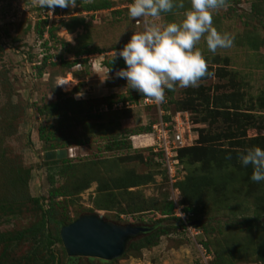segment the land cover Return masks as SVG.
I'll list each match as a JSON object with an SVG mask.
<instances>
[{
    "label": "rangeland",
    "instance_id": "rangeland-1",
    "mask_svg": "<svg viewBox=\"0 0 264 264\" xmlns=\"http://www.w3.org/2000/svg\"><path fill=\"white\" fill-rule=\"evenodd\" d=\"M26 2L0 0V128H3L0 130V154L3 152L0 162L5 164L0 166V185L5 186V182L12 180L16 169L21 172L29 170V196L47 195L46 176L50 169L47 162L53 160L45 159L47 145L38 139V129L50 125L54 127L58 140L68 142L69 150L73 151L54 160L68 159L76 165L70 174L57 177L55 187L66 183L73 185L76 177L81 175L97 177L90 182L88 189L67 203L64 211L57 212L59 215L64 212L62 216L70 219L76 220L96 211V190L104 182L107 191L114 194L117 201H122V207L118 216L115 212L95 213L120 225L129 223L149 229L153 224L151 221L160 216L145 209L165 202L181 205L183 194L179 185L192 174L213 179L210 187L201 191L198 203L203 210L198 217L203 220L202 224L210 221L206 228L212 232L205 233L200 228L199 234L194 236L198 244H208L209 252H200L198 244L186 230L184 234L177 232L162 237L156 247L110 262L85 257L70 259L62 252V244L55 243L52 249L61 264H214L216 251L232 252L248 247L260 250L264 243V224L260 225L258 221L248 231L235 220L254 218L264 211V181L258 188L243 186L251 179H242L245 171L239 160L240 153L246 148L260 147L258 140L264 137V0H229L227 8L214 13V26L218 31L235 37L231 48L218 49L213 54L203 38L197 45L215 73L214 77L203 78L198 87L205 88L210 96V109L221 114L205 123L197 121L201 114L192 112L184 101L190 96L187 93L198 87L177 86L173 91L171 102L166 106L168 118L173 121V134L179 135L181 144H178L179 139L167 135L174 142L179 160L177 173L172 177L162 162V139H158L160 128L154 134L139 131L158 123L156 110L138 105L118 112L106 110L107 105L120 95L126 97L138 93L127 87L126 79L117 77L119 70L110 71L104 66V61L115 55V52L107 53L130 41L134 32L143 30V21L137 26V21L128 16L127 5L131 1L81 0L74 9L71 6L66 9L57 7L53 15L46 8H25ZM102 3H108L109 8L87 10L90 5ZM183 3L184 9L174 8L172 12L163 13L156 22H180L182 12L191 7L190 0H183ZM252 6L260 11L261 24ZM43 20L47 21L48 27H54V39L49 35L40 38L36 34L37 24ZM84 47L106 53L94 52L80 57L87 59L86 65L80 64L71 71L61 64L64 60L76 59V53ZM45 57L50 58L41 66L43 73L39 76L38 63ZM61 80L66 84L57 86ZM49 103H59L64 114L60 118L62 122H58V117L48 118L38 113L39 108ZM117 107L122 110L121 104ZM112 109H116V105ZM201 135L203 138L218 135L219 139L204 143L200 141ZM73 139L80 140L81 145L73 144ZM210 147L222 149L216 152L215 159L204 165L201 161L194 163L190 160L197 149L209 150ZM60 150L66 148L52 151ZM179 150H184L182 160ZM133 176L147 177V180L126 191L115 188V184L119 186V179L126 177L130 180ZM222 179L228 182L224 188ZM122 191L132 196L123 195ZM133 195L136 204L144 207L140 208L141 212L125 210L127 200ZM21 209V215L17 217L0 215V232L19 231L39 223L33 204L26 203ZM3 247L0 243V264H51L46 262L40 242L27 241L11 250ZM35 249L39 255L26 262L28 254ZM244 253L251 255L248 260L256 259L253 250Z\"/></svg>",
    "mask_w": 264,
    "mask_h": 264
},
{
    "label": "trees",
    "instance_id": "trees-1",
    "mask_svg": "<svg viewBox=\"0 0 264 264\" xmlns=\"http://www.w3.org/2000/svg\"><path fill=\"white\" fill-rule=\"evenodd\" d=\"M81 0H77L78 3H80ZM132 2V0H130ZM229 2V0H228ZM109 8L108 3H102L100 5H90L87 7V10L89 11H100V10H106ZM47 9V8H46ZM49 10V9H47ZM252 11L258 17L260 18V11L257 9V7L252 6ZM261 19L258 20L259 24H261ZM54 27H48V23L46 20H43L41 23L37 24L36 28V34L38 37L43 38L44 35H49L50 38L54 39ZM129 41L123 43L119 49H116L114 51L110 52H119L122 50L123 46L128 43ZM94 52L99 54H104L106 52L98 51L97 49H84L78 53H76V59H73L72 61H63V66H65L69 71H71L72 68H74L76 65L84 64L86 65L87 59L80 58L84 55H92ZM50 57H45L40 60V63H38L40 66L37 67L38 69V75L41 76L43 73V69L41 66H44L47 62V60ZM82 62V63H81ZM51 64V63H50ZM55 64V63H54ZM53 65V64H51ZM104 66L106 69L110 71L120 70L123 68H126V64L122 58L119 56L109 58L107 61H104ZM209 71L211 69L209 68ZM71 73V72H70ZM69 73V74H70ZM68 74V73H67ZM207 78V77H206ZM60 90V89H59ZM194 95V97H190ZM173 95V91L166 90V100L167 103L171 102V97ZM190 95V96H188ZM187 96L184 101V104L186 107L188 106L192 112L198 115L201 114V118L197 121L207 122L208 119H213V116H216L217 114L220 115L218 111H214L210 109L209 101L210 96L206 93L205 88L198 87V89L194 92L187 93ZM233 97V96H232ZM143 98L142 95L138 92L134 95H129L126 97H122L120 95L115 99V101L111 104L107 105L106 110L118 112V111H124L127 109L128 105L131 104H138L140 99ZM202 101V102H201ZM200 102V103H199ZM167 103L164 106V109L169 113V110H167ZM121 104L122 107L119 110L117 105ZM113 105H116V109H112ZM202 108L201 111L198 110V108ZM217 107V106H215ZM218 107L220 105L218 104ZM153 109V108H149ZM117 110V111H115ZM38 113L40 115H45L48 118H56L58 117V122H62L63 119H60L61 116H64L63 111L60 109L59 103H49L43 105L41 108H39ZM156 113V111H155ZM167 119V118H166ZM3 128H0L2 130ZM139 131L143 134L151 133V127H143ZM55 129L52 125L46 126V127H40L38 129V139L43 143V145H47V148L45 151H52L56 149H69V143L65 141H59L58 138L55 136ZM202 133V131H201ZM215 138L219 139V136L217 135L212 137L209 136L207 138H203L201 135V142L207 143L215 140ZM258 141H260V147L264 149V137H261ZM58 142H61L58 144ZM73 144L75 145H81V141L77 139L72 140ZM188 149V148H187ZM248 149V148H246ZM245 149V150H246ZM185 150V149H184ZM179 150V157L180 160L183 159V151ZM222 149L220 148H213L210 147L209 150H203V149H197L191 154L190 160L194 163L201 161L200 163L202 165L208 163L209 161L215 159L216 152H220ZM201 158V160H200ZM0 160H3V152L0 154ZM95 162V161H94ZM4 164V162H0L1 164ZM242 163V162H241ZM46 164V163H45ZM50 169H48V174L46 176L47 181V195L44 197H34L31 198L28 193V182L31 178V173L29 170L21 172L19 169H16L14 172V176L12 180L9 182H5V186L0 185V215L5 216H13L17 217L21 215L22 209L21 207H24L26 203L33 204L34 208L36 209L38 215H39V223L37 225L29 226L27 229H22L19 231H13L9 230L6 232H0V243L4 245V250H11L12 248L18 246L19 244H24L25 242H35V243H41L44 250H45V259L46 262H50L51 264H61L60 260L57 258V254L55 250L52 249V246L55 243H61L59 232L61 227L67 226L70 223H72L74 219L68 218L64 212L57 214L60 210L64 211V209L67 207V203L69 204L72 202V199L77 196L78 194L82 193L84 190L88 189L89 184L92 180L96 179L97 177H91L87 175H81L79 177H76L75 183L73 185L66 183L65 186H58L55 187V183L57 182V177L59 178L63 174H70L71 170H74L76 168V165H73V163L70 162L68 159L64 160H53L49 163ZM60 164V165H59ZM5 165V164H4ZM211 165V164H210ZM54 167V168H53ZM245 171V176L242 179H251V175L253 172V168L251 165L244 166L242 164L241 167ZM196 172V170L194 171ZM193 172V173H194ZM22 173V175H20ZM58 174V176H56ZM238 179V177H237ZM144 180H147V177H130V180L126 179V177H123L122 179H119V186L115 184L116 189H123L127 190L128 188L137 187L141 182H144ZM212 178L204 175H195L192 174L188 176L185 183H180V190L183 194V203H181V206L183 207V212L188 216V220L186 221L188 224H194L197 228H201L205 233H211L212 230L208 232V229L206 228V225L210 223V221H206L204 224H202L203 220L198 217V215L203 211L199 207V202L201 200V191L204 189H208L210 187V184L212 182ZM222 187L224 188L225 185L228 183L227 180L222 179ZM249 184L246 183L243 186H246L247 188H258L261 187L263 184L261 182L257 183L252 180L247 181ZM262 184V185H261ZM219 187V188H222ZM125 191H122L123 195H128ZM97 195L94 200L95 202V208L96 211L100 212H115L118 216L119 212L121 210V204L122 201L116 200V196L114 194H111L107 191V185L106 183L102 182L97 187ZM216 193V192H215ZM132 196V195H128ZM264 202V200H262ZM137 200H135L134 195L133 198H130L127 200L125 205L126 212L129 211L131 213L135 212H141L140 208L142 205L136 204ZM174 209V203L171 202H165L163 204H158L154 206L152 209H145L144 211H152L160 216L159 219L151 221L153 224L149 227L148 233L145 234L142 238L132 241L125 253L122 255L123 257H127L129 255L139 254L142 250L149 249L152 247H156L162 237H169L171 234H175L177 232L183 233V229L186 228V223L180 219L174 216L173 213ZM96 211H93L91 213H94ZM59 216V217H58ZM62 216V218H60ZM264 219V211L259 213L257 217L251 218V217H243L242 219H236L235 223L239 226H245V228L250 231L249 229L255 227L256 222H261L260 225H263L264 222L262 220ZM212 221V219H211ZM48 225V227H47ZM206 251L209 252V246L208 244H203ZM262 248L260 250H254L252 247L243 248V249H237L232 252H218L215 253V263L214 264H241V263H262L264 264V243L260 245ZM238 247V246H237ZM247 247V246H244ZM64 250V249H63ZM254 251L256 254L255 260H248L250 259L251 255H243L244 252H251ZM211 251V250H210ZM261 251V252H260ZM65 254V251H62ZM234 253V254H233ZM42 254V253H40ZM39 255L38 250H33L31 253L28 254L26 257V262H29L31 258L33 259Z\"/></svg>",
    "mask_w": 264,
    "mask_h": 264
},
{
    "label": "clouds",
    "instance_id": "clouds-1",
    "mask_svg": "<svg viewBox=\"0 0 264 264\" xmlns=\"http://www.w3.org/2000/svg\"><path fill=\"white\" fill-rule=\"evenodd\" d=\"M190 4L191 7L182 12L180 22L164 24L156 21L174 8L184 9L183 0L179 3L176 0H132L127 5L128 16L137 22L143 21L144 26L142 31L133 33L122 50L115 52V57L119 56L126 64L116 75L126 79L127 87L139 92L146 102L163 104L166 90L174 91L177 86L195 88L203 78L214 77L202 50L197 47L202 38L213 54L234 44L235 37L231 33L220 32L214 26V13L227 8L228 0H190ZM26 6L47 8L53 15L57 7L76 8L77 0H27ZM64 84L61 80L57 86ZM66 151L69 153V149ZM239 160L244 166H252V181H264V149L250 147L240 153Z\"/></svg>",
    "mask_w": 264,
    "mask_h": 264
},
{
    "label": "water",
    "instance_id": "water-1",
    "mask_svg": "<svg viewBox=\"0 0 264 264\" xmlns=\"http://www.w3.org/2000/svg\"><path fill=\"white\" fill-rule=\"evenodd\" d=\"M62 156H66V150L45 153L46 160ZM147 233L146 226L120 225L94 212L61 227L59 237L70 259L85 257L110 262L122 257L132 241Z\"/></svg>",
    "mask_w": 264,
    "mask_h": 264
},
{
    "label": "built area",
    "instance_id": "built-area-1",
    "mask_svg": "<svg viewBox=\"0 0 264 264\" xmlns=\"http://www.w3.org/2000/svg\"><path fill=\"white\" fill-rule=\"evenodd\" d=\"M139 24L140 22H136L137 26ZM107 54H111V52ZM166 103H167V100L165 103L158 105L151 101L146 102L143 98H141L138 104H131V105H128V107L138 105L139 107L153 108L156 110V118H157L156 120H158V123L155 122L153 125H151V132L154 134V132L156 133L157 129L160 128L161 134L158 135V139L159 140L162 139L161 148L159 147L161 152L163 151L162 153L164 154L162 162L164 163V166L167 167L169 174L172 177L173 176L172 174L177 173V170H178L177 166H178L179 160L177 158V150L174 148V145H173L174 142L171 141L167 137V135L172 136V138L170 137L171 139H176V140L179 139L178 144H181V141H180L179 135L173 134V129H174V127L172 126L173 121H171V119L168 118L169 117L168 112L164 109V106ZM162 136L166 137L170 141L165 140ZM182 210H183V207L181 205L178 206L174 204V209H173L174 216L182 219L186 223V228L183 229V231L186 233V230H187L188 233L191 234L193 241L196 244H198V242L194 240V236L199 234V228H197L195 225L191 223L188 224L186 222L188 220V216ZM197 248L199 249L200 252H203L205 250V248L201 244H198Z\"/></svg>",
    "mask_w": 264,
    "mask_h": 264
},
{
    "label": "crops",
    "instance_id": "crops-1",
    "mask_svg": "<svg viewBox=\"0 0 264 264\" xmlns=\"http://www.w3.org/2000/svg\"><path fill=\"white\" fill-rule=\"evenodd\" d=\"M241 264H262V263H241Z\"/></svg>",
    "mask_w": 264,
    "mask_h": 264
},
{
    "label": "bare ground",
    "instance_id": "bare-ground-1",
    "mask_svg": "<svg viewBox=\"0 0 264 264\" xmlns=\"http://www.w3.org/2000/svg\"><path fill=\"white\" fill-rule=\"evenodd\" d=\"M67 152V151H66ZM73 151L72 150H69V153H72Z\"/></svg>",
    "mask_w": 264,
    "mask_h": 264
}]
</instances>
